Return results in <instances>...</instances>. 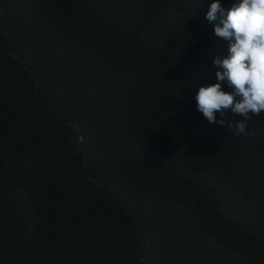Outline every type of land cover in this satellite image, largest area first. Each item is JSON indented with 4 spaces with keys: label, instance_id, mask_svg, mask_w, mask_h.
Listing matches in <instances>:
<instances>
[{
    "label": "trees",
    "instance_id": "16d2710c",
    "mask_svg": "<svg viewBox=\"0 0 264 264\" xmlns=\"http://www.w3.org/2000/svg\"><path fill=\"white\" fill-rule=\"evenodd\" d=\"M212 2L0 0V264H264V111L196 107Z\"/></svg>",
    "mask_w": 264,
    "mask_h": 264
},
{
    "label": "clouds",
    "instance_id": "9594fccd",
    "mask_svg": "<svg viewBox=\"0 0 264 264\" xmlns=\"http://www.w3.org/2000/svg\"><path fill=\"white\" fill-rule=\"evenodd\" d=\"M205 18L218 21L214 33L227 42V54L214 58L217 82L198 89L197 110L209 123L220 125H225L223 116L230 111L242 119L228 121L227 126L234 135H247L251 116L264 111V0H235L228 9L221 0H213ZM225 82L231 91L224 90Z\"/></svg>",
    "mask_w": 264,
    "mask_h": 264
},
{
    "label": "water",
    "instance_id": "95a60500",
    "mask_svg": "<svg viewBox=\"0 0 264 264\" xmlns=\"http://www.w3.org/2000/svg\"><path fill=\"white\" fill-rule=\"evenodd\" d=\"M83 140H84V137H83L82 134H81V139H80V141H79V143H78V146L81 145V143L83 142ZM90 179H91L94 183H96L98 187L101 186L100 183H99L96 179H93V178H91V177H90Z\"/></svg>",
    "mask_w": 264,
    "mask_h": 264
}]
</instances>
